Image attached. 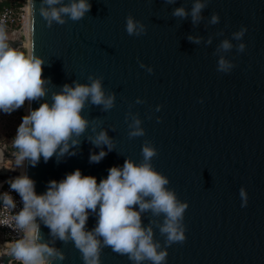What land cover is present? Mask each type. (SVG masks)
<instances>
[{
  "label": "water",
  "instance_id": "water-1",
  "mask_svg": "<svg viewBox=\"0 0 264 264\" xmlns=\"http://www.w3.org/2000/svg\"><path fill=\"white\" fill-rule=\"evenodd\" d=\"M89 2L91 10L80 21L65 17L64 25L53 22L48 27L39 12L41 0H33V9L27 0L26 51L33 48L44 60L42 76L51 81L43 99L50 103L52 90L75 80L87 82L89 74L103 76L106 94L111 91L116 98L115 107L107 112L86 106L90 127L79 138L75 155L58 159L54 154L47 162L41 156L34 167L28 163L25 172L35 181L36 193H44L49 181H60L77 168L99 183L111 166H122L125 157L139 163L142 144L149 140L158 150L153 167L169 178L167 187L175 190L177 198L188 202L183 243L166 245L153 225L154 239L167 247L164 264H264V0H208L197 25L190 15L187 19L171 15L181 5L190 11L193 0H176L172 5L165 0ZM213 12L220 21L210 25ZM129 13L145 23L146 34H127ZM241 26L247 28L242 37L245 50L238 52L235 45L240 41L233 39V48L224 55L235 67L229 73L218 72L214 52ZM221 31L223 35H217ZM189 36L199 37L200 43L190 42ZM209 37L210 44L206 43ZM6 42L16 49L23 46L20 38H6ZM139 61L153 72L141 68ZM137 97L145 103L135 104ZM43 99L26 101L27 114ZM129 110L139 114L145 136L128 138L125 114ZM92 123L97 132L107 130L114 142L113 150L99 163L89 162L90 153L100 151L88 140L95 134ZM15 153L0 146V187L19 175L17 167L4 165L14 160ZM241 186L248 193L245 207H241ZM150 219L162 217L142 214L144 225ZM95 224L96 217L90 213L86 229ZM40 231L44 240H51L43 223ZM53 246L65 253L63 261L53 264H84L73 242L56 240ZM11 261L17 260L10 250L0 253V264ZM101 264L134 262L104 247Z\"/></svg>",
  "mask_w": 264,
  "mask_h": 264
},
{
  "label": "clouds",
  "instance_id": "clouds-1",
  "mask_svg": "<svg viewBox=\"0 0 264 264\" xmlns=\"http://www.w3.org/2000/svg\"><path fill=\"white\" fill-rule=\"evenodd\" d=\"M165 2L172 5L176 0ZM29 4L33 9V0H29ZM207 5L208 0H193L190 11L181 5L173 8L171 15L179 19H187L190 15L193 25H197L203 19L202 12ZM90 10L89 0H68L67 3L64 0H41L39 12L51 27L53 22L64 25L67 20L80 21ZM219 21V14L213 12L208 24L215 25ZM125 31L129 36L140 37L146 34L147 27L129 13L125 18ZM246 31V26H241L232 33V39L221 40L214 52L218 55V72L229 73L235 67L224 53L233 48V39L240 41L235 47L238 52H243L246 46L242 37ZM217 35H223V32ZM188 40L200 43L199 37L189 36ZM206 43H211V37ZM43 64L44 60L34 54L33 48L21 52L12 47L0 29V111L10 113L22 107L25 101H40L49 94L47 85L51 81L42 76ZM139 64L148 73L153 72L151 66L142 61ZM102 82L103 76L89 74L87 82L75 80L72 84L65 83L59 90L51 91L50 103L43 99L37 108L29 109L13 139V147L17 150L15 167L23 168L26 160L34 167L41 156L47 162L54 154L58 159L65 154L75 155V146L81 143L79 138L90 127V121L84 114L86 106H97L104 112L115 107V93L108 91L106 94ZM134 103L143 104L145 101L137 97ZM160 108L161 105H157L156 111ZM156 119L159 122L161 118ZM125 122L129 139L145 136L138 113L126 112ZM91 126L95 134L88 140L100 151L91 152L89 162L99 163L113 150L114 142L107 130L101 128L97 132L96 124ZM105 145L107 151L103 147ZM141 152L139 163L125 157L123 165L111 166L107 177L99 183L95 176L82 175L77 168L60 181H49L46 191L37 194L35 181L26 172L12 178L10 188L21 197L22 207L12 217L20 236L11 246V255L20 264L63 261L65 253L53 246L59 240L65 244L73 242L84 264H101L104 247L127 255L134 264L144 261L164 264L167 247H161V242L154 239L153 225L165 238L166 245L183 243L186 240L184 213L188 202L179 200L175 190L167 187L169 178L153 167L152 160L158 155L153 143L145 140ZM239 195L241 207H245L248 203L245 187L241 186ZM0 202L5 208L16 207L10 192L0 193ZM146 212H151L152 217H162V220L150 219L149 224L144 225L142 214ZM90 213L95 215L96 224L88 230L86 223ZM40 223L49 229L50 241L43 239Z\"/></svg>",
  "mask_w": 264,
  "mask_h": 264
},
{
  "label": "built area",
  "instance_id": "built-area-1",
  "mask_svg": "<svg viewBox=\"0 0 264 264\" xmlns=\"http://www.w3.org/2000/svg\"><path fill=\"white\" fill-rule=\"evenodd\" d=\"M27 0L3 5L0 7V29L9 30L10 34L18 33L24 36V28L28 22ZM25 39V36H24ZM10 192L16 207L5 208L0 202V253H7L14 241L19 239L20 234L15 230V223L12 217L22 207L21 197L10 188L9 181L0 187V193ZM10 264V263H9Z\"/></svg>",
  "mask_w": 264,
  "mask_h": 264
},
{
  "label": "rangeland",
  "instance_id": "rangeland-1",
  "mask_svg": "<svg viewBox=\"0 0 264 264\" xmlns=\"http://www.w3.org/2000/svg\"><path fill=\"white\" fill-rule=\"evenodd\" d=\"M19 0H0L1 2H7L9 4L15 3ZM21 1V0H20ZM4 34L6 38L9 37L10 33L9 30H5ZM18 38L24 40V36H20L18 33L16 35ZM26 47H18L17 50L21 52H26ZM26 102V101H25ZM22 116L20 113L16 110L6 113L3 111H0V146H3L7 152L14 153L17 150L13 147V139L15 137L18 125L22 122V117L26 114L25 112V104L23 105L21 109ZM12 162L7 161V165L10 166ZM16 261H11L10 264H14Z\"/></svg>",
  "mask_w": 264,
  "mask_h": 264
},
{
  "label": "bare ground",
  "instance_id": "bare-ground-1",
  "mask_svg": "<svg viewBox=\"0 0 264 264\" xmlns=\"http://www.w3.org/2000/svg\"><path fill=\"white\" fill-rule=\"evenodd\" d=\"M28 5V4H27ZM24 36H25V39L23 40V46H25L26 48L28 47V28H27V23H26V25H25V28H24ZM25 112H26V114H27V106L25 107ZM1 158V157H0ZM15 159V158H14ZM7 161H10V160H6L5 162H4V165L5 166H8L7 165ZM10 162H12V164L11 165H14L15 166V161L14 160H12V161H10ZM10 165V166H11ZM28 166V161L26 160L25 162H24V166H23V168H18L17 167V169H18V171H19V175L22 173V172H25L26 171V167ZM18 175V176H19Z\"/></svg>",
  "mask_w": 264,
  "mask_h": 264
},
{
  "label": "trees",
  "instance_id": "trees-1",
  "mask_svg": "<svg viewBox=\"0 0 264 264\" xmlns=\"http://www.w3.org/2000/svg\"><path fill=\"white\" fill-rule=\"evenodd\" d=\"M20 1V0H19ZM19 1H17V2H19ZM16 3V2H15ZM7 4H9V3H7V2H1L0 3V7L1 6H3V5H7ZM23 107V106H22ZM22 107H20L19 109H17V111L20 113V115L22 116V113H21V109H22ZM26 107V106H25ZM16 150V149H15ZM14 264H20V262L19 261H16Z\"/></svg>",
  "mask_w": 264,
  "mask_h": 264
},
{
  "label": "flooded vegetation",
  "instance_id": "flooded-vegetation-1",
  "mask_svg": "<svg viewBox=\"0 0 264 264\" xmlns=\"http://www.w3.org/2000/svg\"><path fill=\"white\" fill-rule=\"evenodd\" d=\"M15 35H16V33H14V34H10L8 38H18V37L15 36Z\"/></svg>",
  "mask_w": 264,
  "mask_h": 264
}]
</instances>
